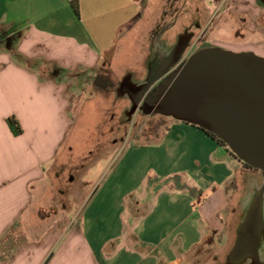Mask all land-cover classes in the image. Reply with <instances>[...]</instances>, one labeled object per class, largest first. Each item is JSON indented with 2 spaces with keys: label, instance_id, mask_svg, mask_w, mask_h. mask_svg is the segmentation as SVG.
Returning a JSON list of instances; mask_svg holds the SVG:
<instances>
[{
  "label": "crops",
  "instance_id": "crops-1",
  "mask_svg": "<svg viewBox=\"0 0 264 264\" xmlns=\"http://www.w3.org/2000/svg\"><path fill=\"white\" fill-rule=\"evenodd\" d=\"M162 1L0 0V264H141L150 258L195 264L202 249L216 247L238 177L248 174L205 132L174 120L153 144L130 147L124 157L126 164L132 153L150 150L151 169L138 175L116 169L103 178L89 199L98 197L94 211L69 233L63 223L40 233V222L31 218L60 150L75 141L76 117L91 101L88 83L100 76L115 81L113 61L130 50L142 13ZM225 1L207 0L212 15L197 5L207 26L224 11L245 51L264 57V0H231L234 8L223 9ZM10 117L20 125L18 136L7 125ZM120 209L127 218H107ZM200 223L198 241L179 232ZM18 227L24 235L14 233Z\"/></svg>",
  "mask_w": 264,
  "mask_h": 264
},
{
  "label": "rangeland",
  "instance_id": "rangeland-1",
  "mask_svg": "<svg viewBox=\"0 0 264 264\" xmlns=\"http://www.w3.org/2000/svg\"><path fill=\"white\" fill-rule=\"evenodd\" d=\"M184 2H186L185 8L180 12L179 10L183 8ZM230 2L231 0L225 1L223 9H230L233 6ZM194 5L208 8L209 15H212L215 11V7L209 6L207 0H164L159 6L158 4L153 5L151 12H143L142 19L131 37L132 40L135 39V42L132 41L130 44V50L116 56L113 61V67L110 68L112 72L109 73L111 78H115V81H106L105 76H100L97 77L95 82H92V80L91 83H88L85 97L91 101H86H89L87 106L80 109L79 116L76 117L74 131L72 132V140L75 137V141L70 146L69 142L66 143L60 150L50 179L40 189L38 201H36L39 207L31 213V218L40 222V233L50 230L51 227H61L62 223L65 224V234L69 233L73 227L84 219L85 215L87 217L94 211L93 209L95 203L98 201V197L89 201L92 191L96 185L100 184L103 178L107 180L114 170L115 172L116 169L125 172H136L137 175L149 170L151 166L149 162L154 152L150 150L134 152L128 158L126 164L123 162L124 157H128L130 154V147H138L144 143L153 144V142L157 141V138L163 133L171 119H164L160 116L149 117L137 113L130 123L121 124L122 110L129 106V102L124 99H116L114 90L117 81H120L126 74L132 73L135 81H142L144 79L146 75L145 63L150 55L157 33L180 12L177 19L178 24L171 32L172 34L169 35V37L173 36L175 31L179 30L180 23L188 20ZM163 15L167 16V18L163 17ZM227 18H229L227 13L219 11L214 23L207 26V20L201 17V24L205 29H202L204 32L202 30L200 32L202 31L205 39L210 40L211 43H221L220 45L223 49H232L231 51L235 52L245 51L243 48L245 42L235 35V23L229 19L224 21ZM185 55L184 57H186ZM93 83L95 85H92ZM98 96L102 99L97 98ZM122 150L125 151L122 153ZM119 152H121L119 154V157H121L119 159L114 158ZM106 153H111V157L104 158ZM161 173H165V171H161ZM248 176L246 175L243 178L239 175L238 177V182L240 181V183L236 184L237 189L233 197L234 199L229 203L225 215L226 221H228V218L231 221L229 224L223 223L221 234L229 230L233 236V231L240 215L231 218L230 213L242 195L248 194L244 197L247 198L245 203L249 200V195L252 192L246 186V183L249 181ZM250 176L252 177V181L255 182V186L260 187L262 183L261 175L253 173ZM100 185H104V182ZM123 187L124 189L131 188V186L126 184ZM162 205H166V202L163 201ZM125 212H122L120 209L118 212H112L107 218L114 223V221H119L124 217L127 218L128 214L125 215ZM164 215L159 219L164 217ZM201 225L203 223H200L199 227L197 226L193 229L190 226H183L179 228V232L186 234L187 238L191 240L198 241L203 237ZM88 228L93 229L92 219L89 220ZM100 231L103 233H99V236H105L104 231L106 230ZM14 233L24 235L25 228L18 227ZM219 236V241L215 242L217 248L214 245H209L207 249H202L204 252L198 253L199 257L196 259L195 264H221L222 257L218 254H221V251L223 252L224 243H222L223 237ZM215 254L219 256L216 262L213 261ZM155 263V259L150 258V260H145L141 264ZM176 264L185 263L178 262Z\"/></svg>",
  "mask_w": 264,
  "mask_h": 264
},
{
  "label": "water",
  "instance_id": "water-1",
  "mask_svg": "<svg viewBox=\"0 0 264 264\" xmlns=\"http://www.w3.org/2000/svg\"><path fill=\"white\" fill-rule=\"evenodd\" d=\"M188 38L179 36L166 51L151 49L142 81L129 73L117 84L115 98L130 100L121 124L140 113L192 125L215 136L235 159L264 176V57L221 47L184 57ZM246 205L240 232L252 237L248 243L254 250L260 241L254 237H264V184Z\"/></svg>",
  "mask_w": 264,
  "mask_h": 264
},
{
  "label": "flooded vegetation",
  "instance_id": "flooded-vegetation-1",
  "mask_svg": "<svg viewBox=\"0 0 264 264\" xmlns=\"http://www.w3.org/2000/svg\"><path fill=\"white\" fill-rule=\"evenodd\" d=\"M185 3L186 2H184V4L182 5L183 8L179 10L180 12L183 11V9L185 8ZM179 13L174 16V19L169 24H167L164 28H162L157 33V35H158L162 30H165V32L160 36L159 40L154 42V45L151 47L152 49L157 48V49H160L161 51L169 50L173 45H175L177 43V39L181 35H186L187 37H189L188 38L189 39L188 45H187V48L185 51L186 57H188L193 52L200 50L202 48L221 47V45H220L221 43L220 44H217L215 42L211 43L210 40L205 39V37L202 34V31L200 32V30L202 28L201 12H200V9L197 5H194V8H193L192 12L190 13L188 20H186L183 23H180L179 30L174 34L173 38L172 39L168 38L166 34L170 31L171 28L176 26ZM221 48H223V47H221ZM124 100H127L129 102V105H130L129 99L124 98ZM146 110H147L146 107H144V112H146ZM146 116L151 117V116H159V115L149 114ZM160 117H162V116H160ZM162 118L171 119V118H166V117H162ZM171 120H173V119H171ZM232 158H234V157H232ZM235 160L239 163L240 167L242 166L241 169L249 175L248 176L249 181L246 183V186L249 189H251L252 193L254 192V190H257L258 188H260L264 184V176L260 173V171H257L255 169L250 168L249 166L240 162L237 159H235ZM253 173H259L261 175L262 183H261L260 187H256L255 182L252 181V177L250 176V174L253 175ZM246 195H248V194L245 193V195L243 197H245ZM250 195H249V197H250ZM243 197L241 196L238 199L236 206L233 207L232 211H231V218L234 216L238 217L240 215V218L238 219V221L235 225V229L233 231V236L231 235V233H230L231 231H229V230L226 233H222V235H221L223 237L222 243H224L223 252L221 251L220 252L221 254H218V255H221V257H222L221 258V264H264V237H261L260 235H256L254 237L255 239L260 238V241H259V244H257V247L253 250L251 248V245L248 243V242H250V238H252V237H249V235L241 236L240 223L242 221L244 213L248 209V206L246 205V203H245V205L242 204ZM230 221H231V219H228V221H226V223L229 224ZM243 239H245V243L242 242ZM243 254H245L244 259L241 258V256H243ZM218 255L215 254V256L213 257V261L216 262L218 260V258H219Z\"/></svg>",
  "mask_w": 264,
  "mask_h": 264
},
{
  "label": "trees",
  "instance_id": "trees-1",
  "mask_svg": "<svg viewBox=\"0 0 264 264\" xmlns=\"http://www.w3.org/2000/svg\"><path fill=\"white\" fill-rule=\"evenodd\" d=\"M73 8H74L75 12L77 13L78 6H77L76 2L73 3ZM7 125L10 128L11 132L14 134V136H18V135H20L22 133L20 125H19L18 121L14 117H10V118L7 119ZM205 134H207L210 138H212L214 141H216V143L218 145L226 148L225 145L220 140H218L215 136H213L210 133H206V132H205ZM159 138H157V140ZM232 157H234V156H232Z\"/></svg>",
  "mask_w": 264,
  "mask_h": 264
}]
</instances>
